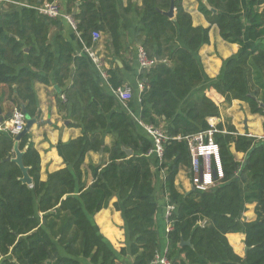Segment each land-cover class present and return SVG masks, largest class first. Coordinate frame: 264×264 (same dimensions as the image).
Here are the masks:
<instances>
[{
  "label": "trees",
  "instance_id": "obj_1",
  "mask_svg": "<svg viewBox=\"0 0 264 264\" xmlns=\"http://www.w3.org/2000/svg\"><path fill=\"white\" fill-rule=\"evenodd\" d=\"M12 1L26 6L0 5V109L7 113L5 121L14 107H24L36 120L37 81L61 89L71 80L59 106L82 136L60 145L68 166L50 174L47 181L41 180V157L31 134L23 136L18 149L33 181L27 185L20 167L6 160L15 157L16 137L0 130V264H155L160 253L156 229L160 207L148 157L153 141L143 127L139 131L129 113L136 87L130 88L127 107L102 87L96 65L85 52V47L95 46L94 32L107 36L111 58L107 74L113 91L126 86L123 69L134 71L124 60L126 52L137 59L138 48L143 47L159 61L139 76L144 86L140 120L144 125H162L172 139L165 144L161 161L167 172L164 193L175 207L168 219L165 257L172 264H264V139L239 135L232 124L219 123L215 140L224 177L209 190L190 193L176 187L180 170L190 166L188 145L173 140L210 129L208 119L219 118L221 108L235 100L248 104L251 114L264 117L260 106L264 104V0H197L199 11L219 28L222 39L240 47L223 62L216 79H209L200 56L202 47L210 43V28L193 25L183 0H143L138 8L129 2L123 12L121 0H66L65 13L75 22L79 52L59 32L53 38L52 30L62 29L63 19L35 9L60 0ZM172 2L174 19L164 15ZM132 14L137 49L130 46L125 22ZM108 134L113 139L110 147L104 143ZM232 146L245 155L242 162ZM102 148L108 163L90 166L93 182L88 186L83 181L85 157ZM113 198L125 221L127 246L120 251L94 219ZM251 205L257 217L246 221L243 215ZM102 232L116 242L117 232L104 225ZM229 234L245 236L249 248L245 258L234 251ZM182 240H190L192 246L181 247Z\"/></svg>",
  "mask_w": 264,
  "mask_h": 264
},
{
  "label": "crops",
  "instance_id": "obj_2",
  "mask_svg": "<svg viewBox=\"0 0 264 264\" xmlns=\"http://www.w3.org/2000/svg\"><path fill=\"white\" fill-rule=\"evenodd\" d=\"M142 1L143 0H121L119 1L120 10L121 12H123V8H126L129 2H132L134 7H141ZM59 2L61 3L65 12L66 0H60ZM194 2H197V0H186L185 4L188 5V7L184 6V8L191 15L193 25L195 27L201 26L204 28H210V43L202 47L200 56L205 73L207 74L209 79H216L221 73L223 62L236 55L239 52L240 47L237 44H230L224 41L220 36L219 28L216 25H211L207 21L206 17L199 11V3L196 5L194 4ZM64 20L65 19L62 20V29L59 30L57 28H54L52 30L53 38H55L56 34L59 32L66 40L70 41L77 47V33L74 29H72L73 27L71 26V24ZM125 22L128 26V41L130 43V46L137 49V46H134L135 43L133 36L134 29L136 27V16L132 14V17L125 18ZM107 43V36L104 35L103 40H101V42L99 43H95V46L93 47V50L100 58L103 64V69L106 72L111 68V64L109 62L111 58L109 49L107 48ZM124 60L132 64V68L134 71L127 72L126 70H124L123 63L119 59L116 60V63L121 69H123L126 86L129 88L136 87L134 107L129 113H131V115L133 116L137 128L140 131L143 127V124H141L142 122L140 120V94L143 89L140 88L142 82L139 79L142 70L138 62V56L136 59L134 56H132L131 52H126L124 54ZM96 72L98 74L102 87L106 91L114 94V91L109 85L108 79H104L98 69ZM48 77L52 79L53 74L49 75ZM71 84V80L67 81L66 88ZM34 88L39 101V112L36 117V123L33 125L29 133L31 134V141L34 143L35 149L38 151L41 157V180L47 181L50 174L63 170L68 166L67 162L60 152V145L80 138L82 136V131L80 128L72 126L71 124L73 123V121L67 119L66 114L61 112L60 110L59 100H63L62 96L64 94L62 92H64L66 88L60 89L54 83L44 84L40 81H37L35 83ZM3 109H7L6 102L3 104ZM6 114L7 113L4 112L2 114V117H4ZM215 119H217L219 123L226 122L232 124L236 128L239 135H250V137H254L257 139H261L264 137V117L251 114L248 104H246L245 102L235 100L231 105L223 106L221 108L220 117L209 118L208 122L214 123ZM4 122L8 123L9 121L4 120ZM112 142L113 139L110 134L105 136V146L110 147L112 145ZM102 149V152H90L85 157V162L82 167L84 173L83 181H85L88 186H90L93 182L90 166H102L108 163L109 156L107 154H104V148ZM231 151L235 154L238 161H243L245 157L243 153L236 152L234 146H232ZM150 158L160 207L159 213L156 217V229L158 231L161 249L159 255L165 256L169 245L167 231L169 229V224L166 218V213L168 206L170 205L169 196L168 194L164 193L167 172L166 170L162 169V163L156 156H151ZM192 186L193 184L189 172L186 170L180 171L176 178L177 189L181 193H190L192 191ZM116 202L117 198H113L109 203V207L107 209H104L96 214L95 222L100 228L101 233L110 241L113 247L117 251H119L113 243H116L117 245L119 244L122 249L127 246V239L124 228L125 221L123 219L122 213L118 212L114 207V204ZM99 216L104 217L101 219L102 224L98 222ZM247 218H250V221H254L256 219L254 208L252 209V213L250 215H247ZM103 225L107 228V230H110L113 233H118V238L114 237L116 239V242H112L111 239L102 232ZM232 237H236V239H232ZM227 238L237 254L238 251L245 250V245L242 246V241H245V236L243 234H229L227 235ZM131 260L133 261V258Z\"/></svg>",
  "mask_w": 264,
  "mask_h": 264
},
{
  "label": "built area",
  "instance_id": "obj_3",
  "mask_svg": "<svg viewBox=\"0 0 264 264\" xmlns=\"http://www.w3.org/2000/svg\"><path fill=\"white\" fill-rule=\"evenodd\" d=\"M8 4H18L12 0H0V5ZM20 6H26L24 4H18ZM35 9L50 18L53 19H65L68 23L71 24L73 29H76L75 22L71 15L66 14L60 2L45 3L43 5L35 7ZM93 43H99L102 40L101 32H94L92 34ZM85 52L92 59L96 68L101 73L104 79H108L107 72L103 69V64L93 50V48L85 47ZM138 62L140 64L141 70L151 69L155 67L159 61L155 58H150L147 51L143 47L138 48ZM141 89H144L143 84L140 85ZM117 99L127 107V103L132 99L131 89L127 86L124 88H119L114 91ZM62 99H65V96H62ZM215 119L214 123H209L210 129L197 133L195 135L186 136V137H176L173 140L186 141L188 149L190 152V171H191V181L193 186L196 189L203 191L209 190L217 185L221 179L224 177V173L221 166L220 160V147L215 140V134L219 131L217 130V125H219ZM4 122L0 125V130H6L10 132L14 137H17L21 134L27 124V115L24 113L23 109L19 107H14L9 122ZM143 124V123H141ZM146 133L151 137L153 141V148L149 151L148 157L156 156L160 161H162L165 144L172 140L165 132L164 129L153 126V125H144ZM226 133V131H224ZM250 136V135H247ZM261 139H264L261 138ZM175 210V207L172 205L168 206L166 218L167 220L171 216L172 212ZM168 232L171 229L169 223ZM155 264H172L165 256H156Z\"/></svg>",
  "mask_w": 264,
  "mask_h": 264
},
{
  "label": "water",
  "instance_id": "obj_4",
  "mask_svg": "<svg viewBox=\"0 0 264 264\" xmlns=\"http://www.w3.org/2000/svg\"><path fill=\"white\" fill-rule=\"evenodd\" d=\"M204 4L210 9V10H213L214 13L216 12V10L212 9L210 7V5L207 3V1H203ZM164 15H166L167 17H169L170 19H174L175 17V5H174V2L171 3V7L169 9V11L167 12H164ZM260 106L262 108H264V104L262 102H260ZM24 113L27 115L24 107L22 108ZM0 125L4 123V120L5 118L2 117V112H1V109H0ZM36 123V120L35 119H30L29 116L27 115V124H26V127L24 129V131L19 134L17 137H16V144H15V148H14V151H15V157L14 158H11V157H8L6 160L7 161H12V162H15L21 169L22 173H23V178L21 179L22 182L24 184H27V185H32V179L31 177L29 176V173H28V168H26L23 164V161H22V156H23V152H21L19 149H18V141L23 137L25 136L26 134H28L31 130V128L33 127V125ZM103 151V149H101V152ZM126 152L129 154V155H132V151L131 150H126ZM196 188L195 186H192V191H195ZM181 247H184V246H192L191 244V241L188 240V241H184L182 240L181 244H180ZM248 250L249 248L245 245V250H244V258L247 256V253H248Z\"/></svg>",
  "mask_w": 264,
  "mask_h": 264
},
{
  "label": "rangeland",
  "instance_id": "obj_5",
  "mask_svg": "<svg viewBox=\"0 0 264 264\" xmlns=\"http://www.w3.org/2000/svg\"><path fill=\"white\" fill-rule=\"evenodd\" d=\"M185 1L186 0H183V6H185V7H188V5H186L185 4ZM194 4H198V2H194ZM4 11V10H3ZM175 14H176V11H175ZM104 36V34L102 33V37ZM102 40H103V38H102ZM157 127H160V128H162V125L161 126H157ZM184 171V170H186V171H188L189 172V175L191 176V171H190V166L189 167H187V166H184V167H182V169L180 170V171ZM254 208V213H255V205H251V206H247V211L244 213V215H243V219H245L246 221H250V218H247V215H250L251 213H252V209ZM257 216H256V214H255V218H256ZM94 219H95V217H94ZM114 245H115V247L120 251L121 250V247L119 246V244L117 245L116 243H113ZM243 245H245V241L243 242L242 241V246ZM238 254H239V256L240 257H242L243 258V256H244V250H240V251H238Z\"/></svg>",
  "mask_w": 264,
  "mask_h": 264
}]
</instances>
